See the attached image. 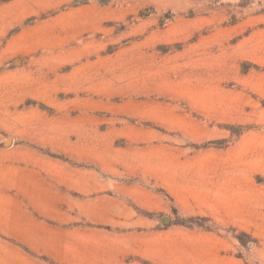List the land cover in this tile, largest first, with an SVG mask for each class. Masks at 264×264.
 Wrapping results in <instances>:
<instances>
[{"label": "rangeland", "instance_id": "374dc122", "mask_svg": "<svg viewBox=\"0 0 264 264\" xmlns=\"http://www.w3.org/2000/svg\"><path fill=\"white\" fill-rule=\"evenodd\" d=\"M0 264H264V0H0Z\"/></svg>", "mask_w": 264, "mask_h": 264}, {"label": "water", "instance_id": "95a60500", "mask_svg": "<svg viewBox=\"0 0 264 264\" xmlns=\"http://www.w3.org/2000/svg\"><path fill=\"white\" fill-rule=\"evenodd\" d=\"M17 62H18V61H17ZM6 143H10V139H7V140H6Z\"/></svg>", "mask_w": 264, "mask_h": 264}]
</instances>
